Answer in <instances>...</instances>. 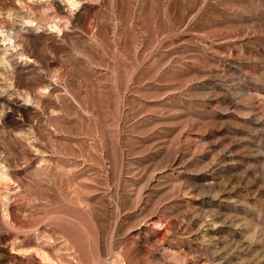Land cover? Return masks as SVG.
Segmentation results:
<instances>
[{"label": "rangeland", "instance_id": "rangeland-1", "mask_svg": "<svg viewBox=\"0 0 264 264\" xmlns=\"http://www.w3.org/2000/svg\"><path fill=\"white\" fill-rule=\"evenodd\" d=\"M0 264H264V0H0Z\"/></svg>", "mask_w": 264, "mask_h": 264}]
</instances>
